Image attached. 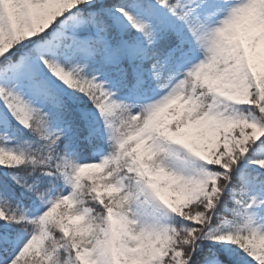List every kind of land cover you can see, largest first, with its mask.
Masks as SVG:
<instances>
[{"label": "snow or ice", "instance_id": "6c2138e0", "mask_svg": "<svg viewBox=\"0 0 264 264\" xmlns=\"http://www.w3.org/2000/svg\"><path fill=\"white\" fill-rule=\"evenodd\" d=\"M0 264H264V0H0Z\"/></svg>", "mask_w": 264, "mask_h": 264}]
</instances>
